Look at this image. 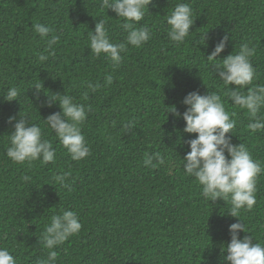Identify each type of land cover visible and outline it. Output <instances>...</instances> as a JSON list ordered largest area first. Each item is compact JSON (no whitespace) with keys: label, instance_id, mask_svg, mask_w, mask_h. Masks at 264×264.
<instances>
[{"label":"trees","instance_id":"obj_1","mask_svg":"<svg viewBox=\"0 0 264 264\" xmlns=\"http://www.w3.org/2000/svg\"><path fill=\"white\" fill-rule=\"evenodd\" d=\"M177 3L189 4L194 19L181 44L167 35L166 19ZM147 7L136 26L149 27L151 38L140 47L127 45L114 66L89 49L88 31L99 19L105 20L111 42H125L127 36L123 19L102 9L100 0H0V247L8 248L17 264L47 259L42 236L61 210L75 211L82 228L52 249L56 264H227L229 225L238 218L247 231L239 238L252 235L264 243V172L253 209L231 217L228 202H207L196 179L185 174L187 141L196 134L184 133L183 119L168 113L174 106L182 114L190 92H217L226 110L236 113V127L226 135L264 164V131L250 132L247 110L228 97L235 86H225L206 60L225 35L229 40L217 60L250 41L256 48L253 85H264V0H152ZM36 23L60 36L55 55L43 62L37 57L47 54L48 38L34 31ZM109 75L113 83L105 86ZM89 83L101 87L92 92ZM13 86L17 100L6 101L3 95ZM52 93L91 106L81 127L90 155L82 160H72L44 125L42 119L60 111L58 103H45ZM25 115L52 141L53 162L18 164L7 157L13 131L8 118ZM130 122L134 126L128 130L124 126ZM155 151L173 162L171 171L143 165L146 154ZM65 172L67 188L54 181Z\"/></svg>","mask_w":264,"mask_h":264},{"label":"clouds","instance_id":"obj_2","mask_svg":"<svg viewBox=\"0 0 264 264\" xmlns=\"http://www.w3.org/2000/svg\"><path fill=\"white\" fill-rule=\"evenodd\" d=\"M151 2L152 0H100L102 9H111L116 17L123 19L122 28L127 32V36L125 42H111L105 20L99 19L94 31H88L90 51L95 56L103 53L114 66H119L122 60L121 53L126 50L127 45L140 47L151 38L149 27L136 26L143 20L148 11L147 6ZM193 22V10L190 5L177 3L166 19L170 41L183 43L190 34L189 29ZM32 27L42 39L48 38L47 54L39 53L37 57L39 62L46 61L49 56L55 55L53 46L59 42L60 36L55 34V29L46 24L36 23ZM228 40L227 35L221 37L206 60L210 62V66L215 69V75L225 86H235L230 88L228 97L232 104L247 110L250 132L255 134L264 131V114L261 113V109L264 108V85H253L256 70L251 58L255 55L256 48L250 46V41L245 42L234 54L232 52L223 60H217ZM112 83L113 77L106 76L105 86ZM34 87L40 92L42 84ZM100 87L99 84H88L92 92H96ZM18 95V88L13 86L8 88L6 95L3 96L6 101H13L17 100ZM87 97L88 93L85 92L84 98ZM45 103L48 107L58 103L60 111L42 120L58 137L59 142L71 155V159L79 161L90 155V148L81 127L91 111V106L76 103L72 96L59 93H52ZM182 103L187 106L182 114L174 106L169 107L168 113L183 119L184 133L196 134L194 139L187 141L190 150L183 157L182 167L185 174L196 179L207 202H215L217 199L228 202L231 205L228 212L231 217L238 218L241 209L251 211L256 204L257 182L259 175L264 172V164L252 157L244 143L233 144L231 135H226L232 134L236 127L237 122L232 118L236 113L230 114L226 110L224 101L217 92L201 95L193 91L184 97ZM7 122L13 124V131L9 134L10 143L6 148V155L11 161L23 164L39 160L47 164L55 160L56 149L51 140L44 138L40 124L32 123L26 115L19 116L18 120L16 117H9ZM133 126L134 122H130L124 127L131 130ZM143 165L152 169L167 166L169 171L174 167L173 162L159 151L146 154ZM68 175L66 172L56 175L54 181L67 188ZM23 179L28 180L29 177L25 176ZM61 212L62 214L51 216L50 224L43 233L42 242L49 252L47 259L41 264H56L58 254L52 249L82 228L75 211ZM238 221L229 225L231 239L227 244V255L224 260L227 264H264V243L254 242L252 235L239 238L240 232L247 231L239 218ZM0 264H17L16 258L8 248L0 247Z\"/></svg>","mask_w":264,"mask_h":264}]
</instances>
